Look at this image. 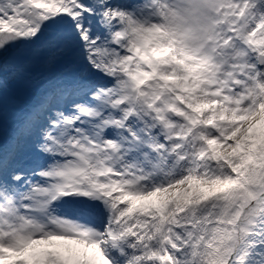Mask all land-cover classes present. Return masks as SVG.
<instances>
[{
  "label": "snow or ice",
  "instance_id": "snow-or-ice-1",
  "mask_svg": "<svg viewBox=\"0 0 264 264\" xmlns=\"http://www.w3.org/2000/svg\"><path fill=\"white\" fill-rule=\"evenodd\" d=\"M0 264H264V0H0Z\"/></svg>",
  "mask_w": 264,
  "mask_h": 264
}]
</instances>
